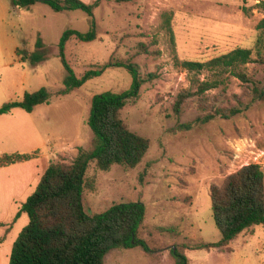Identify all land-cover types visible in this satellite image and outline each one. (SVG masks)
<instances>
[{
  "label": "rangeland",
  "instance_id": "1",
  "mask_svg": "<svg viewBox=\"0 0 264 264\" xmlns=\"http://www.w3.org/2000/svg\"><path fill=\"white\" fill-rule=\"evenodd\" d=\"M79 1L91 5L96 0ZM263 18L264 0H101L92 17L79 9L54 12L43 3L22 8L0 0V107L21 102L25 93L41 88L52 95L48 104L31 113L17 108L6 115L3 154L38 149V155L51 146L48 162L68 163L78 149L90 150L87 120L92 98L129 90L130 73L114 65L133 63L141 77L154 78L141 86L137 100L124 107L121 118L130 131L149 140V148L133 169L113 165L103 171L89 163L82 205L88 215H97L115 204L140 202L145 208L137 233L142 245L114 249L105 255L104 264H174L175 247L187 264H264V224L240 234L228 244V251L192 249L221 239L209 187L220 186L249 164L264 172V103L250 104L253 85L264 87V53L259 57L255 50V27ZM92 22L96 38L91 42L70 38L64 60L76 78L88 70L104 67L103 72L58 96L67 76L59 41L67 30L88 32ZM38 39L44 45L41 50L36 47ZM237 48L251 51V62L235 69L250 82L230 72L221 78L189 73L180 65L206 62ZM37 52L46 57L42 63L32 66L22 60ZM215 79L222 84L198 94L201 83ZM182 92H189V97L176 116L173 104ZM249 104L230 119L180 128L214 107ZM34 190L33 180L30 192ZM20 221L26 226L28 216L23 214Z\"/></svg>",
  "mask_w": 264,
  "mask_h": 264
},
{
  "label": "trees",
  "instance_id": "2",
  "mask_svg": "<svg viewBox=\"0 0 264 264\" xmlns=\"http://www.w3.org/2000/svg\"><path fill=\"white\" fill-rule=\"evenodd\" d=\"M13 7L29 8L36 3L48 5L52 11L82 10L92 17V11L101 0L87 5L79 0H9ZM255 50L257 56L264 53V18L256 27ZM168 30H170L168 28ZM75 38L80 42H91L96 38L94 23L86 33L67 30L59 44V57L66 69L65 88L58 96H64L82 86L87 80L99 76L103 69L88 70L76 78L64 60L67 41ZM37 49L44 48L40 39ZM22 60L36 66L46 60L40 53H33ZM249 49L237 48L206 62L184 61L180 65L189 73L207 72L221 78L230 72L242 82L250 80L235 69L251 62ZM114 66L125 68L132 77L129 90L114 94L105 92L92 98L87 125L92 133L90 150L78 149L76 157L68 163L51 162L41 175L35 191L21 205L15 219L21 214L28 216L27 225L13 242L8 264H104V257L114 249H130L141 246L137 233L144 220L145 208L140 202L120 203L111 206L102 214L88 215L82 205L84 177L89 163L94 162L98 169L107 171L113 165L127 169L135 168L149 148V140L130 131L121 118V111L127 104L137 100L141 86L154 75L141 77L133 63H117ZM222 81L215 79L199 85L198 94L215 89ZM253 102L264 103V87L251 88ZM51 94L46 88L33 93H25L21 102L8 103L0 107V116L11 114L14 109L31 113L34 108L48 104ZM189 92L179 93L173 104L176 116L181 105L188 99ZM230 109L214 107L203 117L190 124L180 125L182 129L198 126L210 120L230 119L244 112L250 106ZM201 111H205L201 107ZM39 151L0 155V168L27 162L37 157ZM211 211L221 239L217 243L198 244L192 249L207 251H228V244L240 234L254 226L264 224V172L257 164L243 166L228 175L220 186L209 187ZM185 248V247H184ZM183 248V249H184ZM174 264H187L184 254L177 247L171 249Z\"/></svg>",
  "mask_w": 264,
  "mask_h": 264
},
{
  "label": "crops",
  "instance_id": "3",
  "mask_svg": "<svg viewBox=\"0 0 264 264\" xmlns=\"http://www.w3.org/2000/svg\"><path fill=\"white\" fill-rule=\"evenodd\" d=\"M5 118L6 115L0 116V155L5 151L3 149L7 135ZM50 150L51 146H48V151L44 154L39 153L34 159L0 168V264L9 263L13 242L25 227L26 223L23 221L24 224L17 223L21 222L23 214L17 219H15V215L31 193L35 191L30 192L32 182L35 181L36 189L41 175L48 166ZM34 151L39 150H32V152ZM39 166L41 167L39 168Z\"/></svg>",
  "mask_w": 264,
  "mask_h": 264
}]
</instances>
